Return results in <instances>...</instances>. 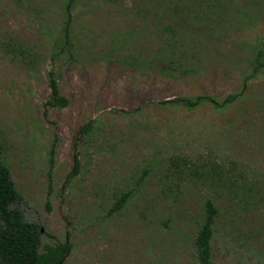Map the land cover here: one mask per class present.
Returning <instances> with one entry per match:
<instances>
[{
  "label": "rangeland",
  "instance_id": "obj_1",
  "mask_svg": "<svg viewBox=\"0 0 264 264\" xmlns=\"http://www.w3.org/2000/svg\"><path fill=\"white\" fill-rule=\"evenodd\" d=\"M67 1L0 0V151L42 246L70 240L65 264H201L210 201L211 264H264V0H211L212 23L182 28L166 0ZM52 71L66 108L47 104Z\"/></svg>",
  "mask_w": 264,
  "mask_h": 264
},
{
  "label": "trees",
  "instance_id": "obj_2",
  "mask_svg": "<svg viewBox=\"0 0 264 264\" xmlns=\"http://www.w3.org/2000/svg\"><path fill=\"white\" fill-rule=\"evenodd\" d=\"M79 1L81 0L67 1L64 10L68 15L71 14V10ZM170 1L171 0H166V6L161 5L160 8L162 10L164 9L167 14L172 11L171 16L175 19L177 17L180 18V28L186 27L190 25V22L196 20L204 21L206 25L213 22V20H209L210 16L208 14L212 16L213 13L215 14L211 9L217 7V2H210L211 0H175L169 3ZM169 4H172L173 7L168 6ZM207 11H209V13ZM194 27L197 29V35L199 36L203 30L197 25H194ZM162 31L166 30L162 28ZM61 32L63 43L69 45L72 33L70 18L65 21ZM175 37L177 38L178 35ZM175 37L173 38L175 39ZM258 55L261 58V56H264V52L259 51ZM156 63V59L151 60L149 64L150 69L155 70L153 67ZM177 64V66L170 65L168 67L162 65L160 67L161 75H166L168 78H175L174 76L177 78L181 77L178 75L186 73L188 69H185L181 63ZM191 68L192 67H190V69ZM50 76L52 94L51 100L47 104L51 107L66 108L68 106V100L60 93L55 73L52 71ZM245 86H247V83H245ZM239 97L240 95H231L222 103H218L213 97L198 96L195 98L176 99L174 101H168L166 104L175 107L184 106L189 110L197 109L204 103H211L218 108H224L235 103ZM88 128V126L82 128L81 135L85 134ZM79 166L80 162L78 155H76L75 170L71 173L69 179L78 174ZM128 198V194H123L115 202L112 213L119 212L123 209ZM21 200L22 195L18 191L12 178L11 171L0 151V264H65L67 257L72 251L71 241L66 240L63 243L58 242L56 245L47 244L42 246L41 226L37 223L27 221L24 213L19 208H15ZM207 207L208 215L196 240V247L201 264H211V239L213 236L215 217L218 212L210 201L207 202Z\"/></svg>",
  "mask_w": 264,
  "mask_h": 264
}]
</instances>
